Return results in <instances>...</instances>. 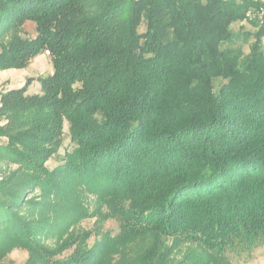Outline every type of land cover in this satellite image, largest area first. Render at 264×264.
Returning a JSON list of instances; mask_svg holds the SVG:
<instances>
[{
    "label": "trees",
    "instance_id": "obj_1",
    "mask_svg": "<svg viewBox=\"0 0 264 264\" xmlns=\"http://www.w3.org/2000/svg\"><path fill=\"white\" fill-rule=\"evenodd\" d=\"M255 5L0 0V33L12 31L0 70L47 50L54 67L38 78L40 93L26 84L0 96V156L20 163L0 184L3 248H26L27 264H105L150 237L135 264H234L229 251L264 245V25L247 54L228 46ZM27 21L34 37L23 35ZM66 122L71 149L49 169ZM10 182L45 194L38 226L13 214L21 198ZM48 199L52 217L42 216ZM91 216L119 219V233L89 246L92 231L69 232L63 260L43 245ZM167 239L189 250L172 256Z\"/></svg>",
    "mask_w": 264,
    "mask_h": 264
},
{
    "label": "rangeland",
    "instance_id": "obj_2",
    "mask_svg": "<svg viewBox=\"0 0 264 264\" xmlns=\"http://www.w3.org/2000/svg\"><path fill=\"white\" fill-rule=\"evenodd\" d=\"M244 17L245 18H243L242 20L233 23L232 30L235 35L233 40L228 44V46L231 45L234 47H240L242 48L244 54H247L250 51L251 44L255 40L254 33L258 30L259 26L254 20L247 19L246 13ZM144 28L145 25H142L140 27V30L143 31ZM11 32L12 31H9L7 33H0V42L5 43L6 41H8L9 38H11ZM24 32V36L34 37L36 35L35 22L27 21L24 24ZM215 85L217 87L218 82ZM26 94L32 95L31 93L27 92ZM3 140L6 141V139ZM71 146L72 142L69 135V125L68 122H66L64 127L63 143L58 152L51 159H48L45 162V165L49 169H54L58 165L62 164L65 152L67 149H71ZM19 167V162L12 161L5 156H0V184H5L6 181L12 177V174L16 175ZM16 184L17 183L10 182V184L5 186V188L8 187L7 190L9 192L11 190V192L16 194V192H19L20 189H17V187L15 189H10ZM23 190H20L18 194L19 199L21 198V200L12 209L14 211L13 214L17 215L18 217H21L23 220L29 222L31 225L36 227L40 224L41 221L40 211L44 210L41 209V203H44L47 199L44 196L45 194L43 193V191L39 189H28L25 192H23ZM47 202L48 208L46 207L47 210L45 209L42 216L49 215L50 217H52L54 216V213L50 209V199H48ZM86 203L91 211L96 208L95 198L92 195L87 197ZM87 230L92 231V235L87 241V244L89 246H92L95 240L99 238L102 234H111L113 236L118 234L120 231V220L117 218L102 219L91 216L75 223L71 222L69 225L63 226V231L54 230L50 232L49 238L44 241L43 245L49 249L55 250L56 254H58L55 258L61 260L66 259L71 254L74 248V246L71 247V249L66 250L62 248V242L67 238L68 233H82V231ZM62 232L65 234L61 237ZM34 234L39 233L34 232ZM1 236L2 234H0V264H27L30 258L29 251L26 248L22 247L13 249L3 248L2 244L4 240L1 239ZM41 236H43V234H41ZM62 238L64 240H62ZM152 244L153 238L149 237L147 240L145 238L139 239L124 251V255L113 254L112 256L108 257L105 264H135V259L139 255H141L142 251H145L144 248L149 247ZM165 245L169 250H171L173 254L172 256H177V258H180L183 253L189 250L188 244H178L171 239L165 240ZM125 254L127 256H125ZM228 254L234 264H264V245L258 246L257 248L253 249L251 253L229 251ZM135 256L136 258H133Z\"/></svg>",
    "mask_w": 264,
    "mask_h": 264
},
{
    "label": "crops",
    "instance_id": "obj_3",
    "mask_svg": "<svg viewBox=\"0 0 264 264\" xmlns=\"http://www.w3.org/2000/svg\"><path fill=\"white\" fill-rule=\"evenodd\" d=\"M53 71L51 56L46 52L37 54L24 68L0 70V96L3 92L22 88L26 84L27 93H38L41 90V82L38 78L52 74ZM30 78H33L32 81L27 83Z\"/></svg>",
    "mask_w": 264,
    "mask_h": 264
},
{
    "label": "built area",
    "instance_id": "obj_4",
    "mask_svg": "<svg viewBox=\"0 0 264 264\" xmlns=\"http://www.w3.org/2000/svg\"><path fill=\"white\" fill-rule=\"evenodd\" d=\"M256 5L246 11V18L254 20L258 25H264V0H252ZM47 54L50 52L47 50Z\"/></svg>",
    "mask_w": 264,
    "mask_h": 264
}]
</instances>
